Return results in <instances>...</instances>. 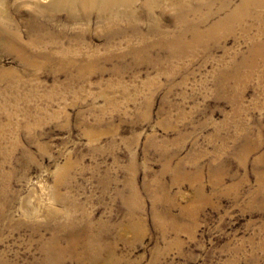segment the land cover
Listing matches in <instances>:
<instances>
[{"label": "rangeland", "instance_id": "obj_1", "mask_svg": "<svg viewBox=\"0 0 264 264\" xmlns=\"http://www.w3.org/2000/svg\"><path fill=\"white\" fill-rule=\"evenodd\" d=\"M180 2L206 20L200 45L149 52L164 33L132 41L123 22L110 46L98 14L86 27L59 12L57 52L38 46L35 61L32 1L0 0V25L21 36L0 35V264H46L41 244L68 220L104 238L103 264H264V47L251 53L264 33L252 16L249 31L219 23L239 0ZM154 7L155 24L184 27L172 1ZM68 48L92 59L68 66Z\"/></svg>", "mask_w": 264, "mask_h": 264}, {"label": "bare ground", "instance_id": "obj_2", "mask_svg": "<svg viewBox=\"0 0 264 264\" xmlns=\"http://www.w3.org/2000/svg\"><path fill=\"white\" fill-rule=\"evenodd\" d=\"M30 1H32L33 6L36 8V12H35V14H31V16L29 17V19L26 22L28 25V31L27 32L29 34V37H28V43L26 45H24V47H25L24 49L26 51H29V54H23V56L26 57V59L28 58V59H32L35 61H39V59L36 55V49H35L38 46H43L42 50L49 53V54H52V55H54L57 52L54 45H55V43L60 42V38L54 37L56 35V33L52 32L50 29L54 25V23H53L54 17L59 12H65V15H67V16L69 13L76 12L78 20L79 21H85L86 27H89L88 23L90 22V19L92 18V15L90 14V12L96 13V15L98 14V17L102 22L100 20H96V22L97 23L101 22V24H102L101 26L107 28L108 32L106 33V37H107L106 41H107V44L110 46H114L118 42L120 43L121 38L119 39V37L123 36V38H124V36L127 34V25L121 24L123 22L129 23L130 26L132 27V31L133 30L136 31V32H133L134 37L133 38L130 37V39L132 41L137 36H139L145 40V38L148 37L149 34L155 35V34H159L162 32L164 33V34L162 33L163 34L161 37L162 39H157L151 43H146L143 46L142 49L148 50V51L151 49H156V48L161 47V46L168 47L172 44H178V45H180V47L181 46L187 47L186 45H192V47H193V45H196V46L198 44L200 45L201 42L205 41L206 38L209 37V36H207L209 34L206 31H204L205 28H204V30H203V28H201L202 27L201 23L206 22V20L197 19L196 17L190 18L191 14H196V12H197L196 8H194L193 6L183 5L182 2H180V0H168V1H172V5L175 6L176 14H175V19H174V24L175 25L177 24L179 26H184L182 28L177 29L176 31H170L169 27L162 26L163 27L162 28L160 25H157L154 23L153 8H155L154 6H156L157 4L161 3L164 0H142L139 7H138L139 9H133L130 11H129V9L133 7L134 3L137 0H30ZM239 1H241V3L237 4L235 12L232 14L230 12L226 13L227 15H225V17H223L222 19L219 17L221 19L219 23H221V24H225L228 22L230 23V20H231V23L232 22L234 24L238 23L239 27L241 26L243 30L249 31L251 25L247 24L245 26L243 24V22H244V18L246 16H249V17L252 16L258 21L252 27H256L259 23L260 24L259 26L262 28V32L264 33V18H262L263 14L250 12L251 7H254L256 9L261 8V10H264V0H249V1L248 0H239ZM249 5H250V7H249ZM119 8H121V10H119ZM224 8H225V5H224ZM198 10H199V8H198ZM213 10H215V9H213ZM219 12H220V10H219ZM261 13H263V11ZM41 14L45 17L46 23H40L39 24L36 21L37 16H39ZM152 14H153V16H152ZM212 16H214V15H212ZM208 17H210V16H208ZM211 20H213V18ZM217 20H218V18L216 19V21ZM142 21L148 25V29H147L148 32L143 31L144 29H142V27H141L143 24ZM216 21H212V22H216ZM55 23H56L55 27L58 26V23L56 22V20H55ZM7 24L5 23L6 27L8 26ZM217 25L221 27V25H219V24H217ZM225 25H227V24H225ZM137 26H138V28H137ZM143 26H145V25H143ZM63 27L66 29H69V27H67L65 25H62V28ZM211 27H212L211 30H208L210 33L212 31H215L216 30L215 28L219 29V27H217V26H211ZM225 28H226V26H225ZM256 28H258V27H256ZM234 31H236V30H234ZM3 33L6 35L21 37L18 32L10 31L9 29H6V28H4V26L0 25V35H2ZM151 38H152V36H151ZM203 39H205V40H203ZM254 42L256 44L251 47V53L259 50L260 47H258L259 46L258 44H260L264 47V37L261 39H259V37H258V39H256V40L254 39ZM178 45H176V46H178ZM166 47H165V49H166ZM170 48H171V46H170ZM170 48H168V49H170ZM136 51H132V52L136 53ZM167 51L169 52V50H167ZM178 52H179V50H178ZM65 55H66L67 61L69 62L68 66H73V67L77 64L89 63V61L92 59L89 56H84L82 58H79L78 52H76V50L74 52V50L72 48H71V50H70V48H68L65 51ZM167 55H168V53H167ZM246 55L247 54H245V56ZM260 55H261V53H260ZM120 56L118 53H116L112 57L114 59H118ZM60 57L64 58L63 55H60ZM242 59L245 60L246 58L245 59L242 58ZM248 59H253V58L250 57ZM95 63H96V61H95ZM61 225H63V226L59 227L58 231H54L52 234V237L49 238L45 242V244H43V242L41 244L43 250L45 251V260L47 261L46 264H57V262L55 260L56 256L60 257L64 261L66 259V258L64 259L65 256H70L69 259L75 260L76 264H103V257L104 256L102 253L104 252V249H106L107 247H106V245L97 247V244L99 243L98 240L99 239L104 240L103 237H101L100 235H98L96 237H92L90 235H87L86 234V224H84L82 227L78 223H69V220H68V223L61 224ZM108 227H109V225H108ZM105 229H106V227H105ZM109 244L110 243H108V245ZM75 247H78L80 250L77 252H73ZM90 247H94V251L92 253L89 251ZM112 250H113V248H112ZM113 259L114 258L112 257L110 260H113ZM41 262H42V259L41 260L36 259V260H33L32 262H30V264H42ZM2 264H16V263L13 261H10L8 259H3Z\"/></svg>", "mask_w": 264, "mask_h": 264}]
</instances>
